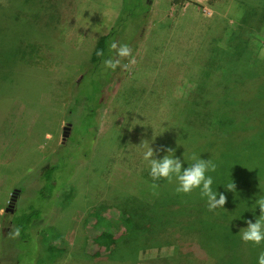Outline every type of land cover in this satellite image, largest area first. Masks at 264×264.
<instances>
[{
  "label": "rangeland",
  "instance_id": "374dc122",
  "mask_svg": "<svg viewBox=\"0 0 264 264\" xmlns=\"http://www.w3.org/2000/svg\"><path fill=\"white\" fill-rule=\"evenodd\" d=\"M16 3L37 29L0 51V251L6 211L24 178V212L51 214L46 230L24 240L21 264H222L227 256L232 264H257L264 244L237 234L260 215L254 204L264 191V91L255 105L233 101L228 91L240 80L264 78V0H0ZM116 25L117 39L134 43L131 55L113 80L100 73L110 81L95 139L82 131L86 111L75 112L74 145L65 152L74 158L54 175L56 196L44 199L31 174L62 145L73 86ZM95 75L77 86V96L96 102ZM240 129L252 142L227 152ZM145 140L157 158L173 148L186 160L211 159L224 208L209 211L198 192L178 194L174 183L152 181L139 147ZM120 212L132 217L130 233L111 255L92 258L84 231L89 215L110 216L108 226L119 223ZM58 234L68 250L50 261L47 248Z\"/></svg>",
  "mask_w": 264,
  "mask_h": 264
},
{
  "label": "trees",
  "instance_id": "16d2710c",
  "mask_svg": "<svg viewBox=\"0 0 264 264\" xmlns=\"http://www.w3.org/2000/svg\"><path fill=\"white\" fill-rule=\"evenodd\" d=\"M183 1L184 0H176V3H181ZM215 1L216 0H210V3H213ZM126 4L127 3L125 2V5ZM146 6L147 8H145L144 10L147 13L149 10L148 4ZM17 8H19L18 3L15 4V7L13 4L9 7H6L5 5L0 6V51H10V49L17 47L19 44L23 43L24 40L33 38V36L36 34V32L34 33V31H36L37 29L36 25L30 23H28L29 26L26 25V22L23 20L21 15L16 12ZM132 9H128L129 12H133L135 10ZM141 18H145L143 17V14ZM116 28L117 25L114 26L111 33L106 36H103L98 41L97 46L92 54L91 66L87 68L88 70H86L84 74H82L79 81L73 86L72 89V103L70 105L68 117L66 118V120L74 128V120L76 117L75 112L77 110H85L86 115L83 117L84 123H82V131L84 132V134H86V136H90L93 139L96 138L99 129V108L104 105L106 89L109 85V81L113 80L114 75L119 70V65L114 70L108 69L104 65V61L106 59H120L116 56V50L112 49L111 45L115 43L117 44V47L121 45H127L129 48L132 47V44L134 46V43L132 42L128 44L123 43V41L121 42L119 39H117V35L115 33ZM23 30L24 35L23 33H21ZM11 34H13V40L11 43H9V41L11 40ZM24 37L26 38L24 39ZM126 59L127 58L120 59V62H123ZM102 70L104 73L107 72L105 73L107 76H111V79L109 81L102 77L103 75L100 76ZM93 73L96 74L95 77H97L98 74L97 80L95 78V80L91 81L92 84H94L93 94L96 97V102L94 100L91 102V98L85 97V93L81 96L76 95L77 86L78 88L79 86H83L84 81L89 79ZM263 91L264 78L246 81L240 80L234 85V87L230 91H228L229 93H233L232 95L235 99H228L227 101L229 102L226 103L228 105H234V103L232 102L235 101L240 103L246 102L245 104L248 105H255L258 103L256 98L262 95ZM249 96L251 97L248 98ZM252 119V116L246 118V120L242 124L243 127H247V123H250ZM193 131H187V133L184 134L183 139H192L196 134L195 130ZM242 132L243 129L237 131L236 135L233 138L235 140L234 143L231 144V146H229L228 148H225L227 152L239 151L246 144L252 142L253 135L249 137V135H243ZM69 140L70 137L66 141V143L62 144L60 148H58L57 151L48 159V161L44 165H42V167H40L38 171H35L31 174L33 179L32 182L34 184L38 183L40 185V195L44 199H49L56 196V190L58 192L60 187L58 184L59 181L58 179L55 180L54 175L55 173L62 171L64 168H66V165H68V163L71 162L70 160L74 158V155L72 154H65L67 149L74 145L73 143L70 144ZM190 152L193 151H186V154ZM84 154L85 155L81 158H86L87 160L91 157V153L88 154V151L84 152ZM78 164H80V162H78ZM74 173L75 172L73 170L72 175ZM45 183L47 184L45 185ZM25 188L26 184L24 186L23 178L21 183L19 184V187L16 189L20 192L17 198L14 212H9L10 214L4 222V225H6L7 228L6 231L3 233L1 240L0 264H21V261L23 260V255L21 254V246L24 244V240H28L32 237L37 238L43 230H46L44 228L46 227L50 218L51 212L49 213V215H46L40 209H34L33 207L29 212H24V201L26 200V198H24L26 191ZM123 214L124 213L120 212V217L119 215L117 217L119 219V223L118 220H111L110 225L108 226L103 225V223L104 218H108L110 220V216L101 217L98 213H93L89 215L85 223L84 231L87 238L88 254L92 258L103 260L102 258L111 255L113 251L118 247V240L121 237L126 236L130 233V230L133 226L132 217L127 215L124 220L123 217L126 214ZM37 227H39L38 230ZM226 227L230 228L231 226L228 225ZM67 250L68 246L65 243L63 236L61 234H58L48 246L46 256L49 257L48 259L50 261L55 260L56 258H59L60 256L64 255ZM36 256H38V254ZM222 264H232V260L227 256L224 259V263Z\"/></svg>",
  "mask_w": 264,
  "mask_h": 264
},
{
  "label": "clouds",
  "instance_id": "9594fccd",
  "mask_svg": "<svg viewBox=\"0 0 264 264\" xmlns=\"http://www.w3.org/2000/svg\"><path fill=\"white\" fill-rule=\"evenodd\" d=\"M116 50V56L120 59L128 58L131 55V49L127 45L117 47V44L111 45ZM120 59H106L104 65L108 69H116L120 64ZM154 142V140H153ZM140 148L143 149V160L149 169V176L152 181H167L175 184V191L178 194L189 195L198 192L200 197L207 203L209 211L224 208L226 196L218 192L213 187V173L216 172L217 165L211 159H202L201 156L192 155L188 160L183 157H177L173 148L161 149L165 154L157 158L158 153L154 151L150 142L142 141ZM185 164L187 165L185 167ZM158 185L153 183V187ZM235 188L234 184L228 186V191ZM225 191V192H228ZM255 199V208H259L260 215L255 218V222L247 221V226L239 229L238 236L241 241L256 246L264 244V191H261ZM257 264H264V252L257 257Z\"/></svg>",
  "mask_w": 264,
  "mask_h": 264
},
{
  "label": "water",
  "instance_id": "95a60500",
  "mask_svg": "<svg viewBox=\"0 0 264 264\" xmlns=\"http://www.w3.org/2000/svg\"><path fill=\"white\" fill-rule=\"evenodd\" d=\"M71 129H72V125L69 124V126H67L65 129H64V137H63V141H62V144H65L66 141L68 140V138L70 137V132H71ZM19 190H16L12 196V201L9 205V208L7 209V213L9 212H14V208H15V205H16V202H17V198H18V195H19Z\"/></svg>",
  "mask_w": 264,
  "mask_h": 264
}]
</instances>
